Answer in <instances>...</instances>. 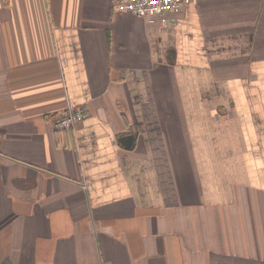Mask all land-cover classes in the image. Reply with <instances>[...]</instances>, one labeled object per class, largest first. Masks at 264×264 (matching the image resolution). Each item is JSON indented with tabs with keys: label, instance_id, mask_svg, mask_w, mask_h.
<instances>
[{
	"label": "crops",
	"instance_id": "crops-1",
	"mask_svg": "<svg viewBox=\"0 0 264 264\" xmlns=\"http://www.w3.org/2000/svg\"><path fill=\"white\" fill-rule=\"evenodd\" d=\"M0 264H264V0H0Z\"/></svg>",
	"mask_w": 264,
	"mask_h": 264
},
{
	"label": "built area",
	"instance_id": "built-area-1",
	"mask_svg": "<svg viewBox=\"0 0 264 264\" xmlns=\"http://www.w3.org/2000/svg\"><path fill=\"white\" fill-rule=\"evenodd\" d=\"M193 0H113L114 7L119 12H131L142 16L149 23L158 19L166 21L167 14L179 11ZM84 108H69L55 119V125L63 128L74 127L78 119L86 117Z\"/></svg>",
	"mask_w": 264,
	"mask_h": 264
},
{
	"label": "water",
	"instance_id": "water-1",
	"mask_svg": "<svg viewBox=\"0 0 264 264\" xmlns=\"http://www.w3.org/2000/svg\"><path fill=\"white\" fill-rule=\"evenodd\" d=\"M122 142L125 143V145L130 146L134 142V136L133 135H128L122 138Z\"/></svg>",
	"mask_w": 264,
	"mask_h": 264
}]
</instances>
